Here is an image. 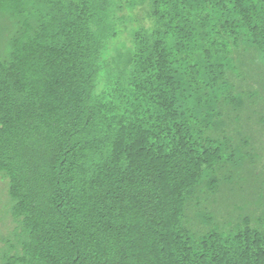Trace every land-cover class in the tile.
<instances>
[{"label":"trees","instance_id":"1","mask_svg":"<svg viewBox=\"0 0 264 264\" xmlns=\"http://www.w3.org/2000/svg\"><path fill=\"white\" fill-rule=\"evenodd\" d=\"M0 264H264V0H0Z\"/></svg>","mask_w":264,"mask_h":264}]
</instances>
